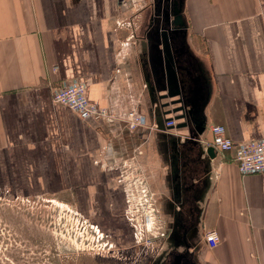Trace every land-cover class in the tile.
<instances>
[{
    "label": "crops",
    "instance_id": "crops-1",
    "mask_svg": "<svg viewBox=\"0 0 264 264\" xmlns=\"http://www.w3.org/2000/svg\"><path fill=\"white\" fill-rule=\"evenodd\" d=\"M154 3L0 0V192L72 204L104 233L114 258L87 250L76 264H124V255L134 264L146 226L135 212L155 209L159 230L175 221L165 206L177 195L175 175L161 154L141 58L159 29ZM184 15V58L207 130L180 148L176 210L200 209L203 240L211 230L222 237L204 244L205 264H264V172L242 175L234 151L202 152L214 124L236 142L264 137V0H186ZM75 80L109 117L82 118L53 101L55 87ZM132 113L144 124L130 128ZM187 131L168 130L182 140Z\"/></svg>",
    "mask_w": 264,
    "mask_h": 264
},
{
    "label": "water",
    "instance_id": "water-1",
    "mask_svg": "<svg viewBox=\"0 0 264 264\" xmlns=\"http://www.w3.org/2000/svg\"><path fill=\"white\" fill-rule=\"evenodd\" d=\"M186 0L180 2L177 10V17L182 21H174V28L165 27L163 24H156L159 27L158 42L147 35L146 45L144 44V55H141L146 84L151 98L152 111L157 125V138L161 144L163 160L169 163L175 175L176 193L170 194L165 202L169 206V214L176 218L179 212L176 210V202L180 199L178 184L182 183V173L179 168L181 160V146L185 142L196 141L205 135L207 120L204 116V103L196 95V81L188 67L187 58L179 55L178 47L186 40L188 24L184 18V5ZM185 35L181 36L180 29L185 27ZM183 41V42H182ZM147 65L150 72L147 71ZM174 116H170V115ZM177 121V125L166 126L168 122ZM186 128L187 136L184 140L181 137H174L169 134L170 129ZM203 153L214 159L217 156L216 148L213 145L202 150ZM180 180V181H179ZM178 183V184H177ZM206 242L200 235L196 242L191 245L196 248L198 254Z\"/></svg>",
    "mask_w": 264,
    "mask_h": 264
},
{
    "label": "rangeland",
    "instance_id": "rangeland-1",
    "mask_svg": "<svg viewBox=\"0 0 264 264\" xmlns=\"http://www.w3.org/2000/svg\"><path fill=\"white\" fill-rule=\"evenodd\" d=\"M155 213V209L135 212L141 221L145 217L147 237L159 233ZM152 222L150 233L147 223ZM92 228L72 204L53 197H11L0 192V264H76L77 253H107L104 233L97 229L98 235Z\"/></svg>",
    "mask_w": 264,
    "mask_h": 264
},
{
    "label": "flooded vegetation",
    "instance_id": "flooded-vegetation-1",
    "mask_svg": "<svg viewBox=\"0 0 264 264\" xmlns=\"http://www.w3.org/2000/svg\"><path fill=\"white\" fill-rule=\"evenodd\" d=\"M181 1L155 0L152 25L157 24L158 26V24H163L165 27L174 28V21H182L177 17V10L180 7ZM185 28L186 26L180 29L179 33H181V36L185 35ZM158 31L159 29L156 33L151 34V37L154 38V43L158 42ZM177 52L184 57L187 52L185 41L181 47H178ZM178 212V217L174 218L175 221L166 222V225L161 224L162 227L159 233L147 237L146 234H143V229L141 231L138 229L139 235L137 236V240L141 247V253L139 252V256L132 258L129 262L136 259L134 264H205L197 253L196 248L191 245V242H196L201 235V226L196 222V216L200 214V209L195 211L186 204L183 205V210H179ZM185 213H187L189 218L186 219L183 217ZM166 214H169L168 210H166ZM153 223L148 228L150 233H152L154 228ZM97 229L94 227L93 230L98 234ZM104 239L105 237L102 238L103 241ZM107 250V253L98 251L95 253L102 257L114 258L111 256L108 246ZM129 259L131 257L129 258L124 255V264H128Z\"/></svg>",
    "mask_w": 264,
    "mask_h": 264
},
{
    "label": "built area",
    "instance_id": "built-area-1",
    "mask_svg": "<svg viewBox=\"0 0 264 264\" xmlns=\"http://www.w3.org/2000/svg\"><path fill=\"white\" fill-rule=\"evenodd\" d=\"M52 98L55 103L65 105L82 118L103 119L109 117L106 108H100L92 103L87 96V85L79 80L64 83L53 89ZM129 126L135 128L143 125L145 120L141 116L132 113L129 115ZM175 121L168 122L167 125H174ZM213 140L210 142L219 152H235V159L242 175L264 172V137L252 140L236 142L227 135L224 125L214 124L211 126ZM136 223H140L139 218H133ZM147 226L150 224L147 223ZM148 228V227H147ZM204 241L209 247L214 248L220 244L222 237L216 230L208 231L204 234Z\"/></svg>",
    "mask_w": 264,
    "mask_h": 264
},
{
    "label": "bare ground",
    "instance_id": "bare-ground-1",
    "mask_svg": "<svg viewBox=\"0 0 264 264\" xmlns=\"http://www.w3.org/2000/svg\"><path fill=\"white\" fill-rule=\"evenodd\" d=\"M148 228H150V227H148Z\"/></svg>",
    "mask_w": 264,
    "mask_h": 264
}]
</instances>
